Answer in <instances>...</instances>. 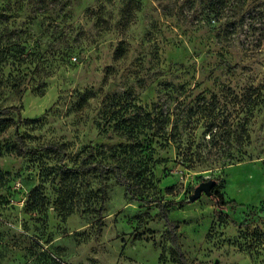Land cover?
<instances>
[{
  "label": "rangeland",
  "instance_id": "374dc122",
  "mask_svg": "<svg viewBox=\"0 0 264 264\" xmlns=\"http://www.w3.org/2000/svg\"><path fill=\"white\" fill-rule=\"evenodd\" d=\"M8 105L31 118L23 147L94 165L71 178L59 155H18L0 115V264H264V211L240 227L188 200L213 178L237 222L264 209V0H0Z\"/></svg>",
  "mask_w": 264,
  "mask_h": 264
},
{
  "label": "trees",
  "instance_id": "16d2710c",
  "mask_svg": "<svg viewBox=\"0 0 264 264\" xmlns=\"http://www.w3.org/2000/svg\"><path fill=\"white\" fill-rule=\"evenodd\" d=\"M212 102H210L211 104ZM209 104V105H210ZM205 109V108H204ZM10 113H15L16 115V120H15V135L17 136V144L14 145L15 152L18 155H25L26 153L30 151H34L35 153H44V154H54V155H59L60 157L58 158V161L61 163L59 166V174L65 176V177H73L77 173L75 172L76 170H86L89 171L91 167H93L94 163L91 161L83 162V163H77V164H71L70 166L63 162V158L66 155V149L65 146L62 144H56V143H48L44 146H25L23 147V139L21 138V135L19 133V125L23 120H29L31 118H22L20 114V108L17 105H8L4 107H0V115H4V120H6L8 115ZM216 122L212 119L209 123L208 129L210 130V133L213 134L212 129L214 126H216ZM227 155V162H231L233 160L234 155L232 153H226ZM130 161H132V158H130ZM125 165H123L121 162L117 161L113 164H103L101 161H96V168H100V173H108L111 172L112 169H115V171L118 173V179L121 181V173L124 171ZM73 182V180H72ZM72 182H66V184H62L60 186V192L65 195V202L72 198L74 196V193L77 190V183L76 181ZM125 191L129 192L132 191L129 181H125ZM71 195V196H70ZM211 197L214 199L215 206L213 208V213L216 214L217 216H224L228 219H230L232 222H234L237 226L243 227V226H250L254 220L260 215L259 213L261 211H264V209L260 210H255L251 212L253 215L256 217H247L245 216L241 221L237 222L235 219H233L228 211L225 210V207H227L226 203H229L231 200H225L223 194L219 191H213V194ZM105 198V194L102 193L100 196V201L103 202ZM144 199V200H143ZM141 201L145 202V198H140ZM151 201V200H147ZM175 202V201H174ZM45 204V195L43 191L39 190L38 188H35L32 190L30 194V199L28 202V208L32 209L33 211H42L43 206ZM178 257L180 259V262L182 264H187L186 258L183 253L178 251Z\"/></svg>",
  "mask_w": 264,
  "mask_h": 264
},
{
  "label": "water",
  "instance_id": "95a60500",
  "mask_svg": "<svg viewBox=\"0 0 264 264\" xmlns=\"http://www.w3.org/2000/svg\"><path fill=\"white\" fill-rule=\"evenodd\" d=\"M215 183H216V180L213 178H208V179L198 182L195 185L193 192L188 195V200L194 201L197 198H199L202 193L208 196H211L213 194V187ZM213 264H219V263L218 261L215 260Z\"/></svg>",
  "mask_w": 264,
  "mask_h": 264
}]
</instances>
